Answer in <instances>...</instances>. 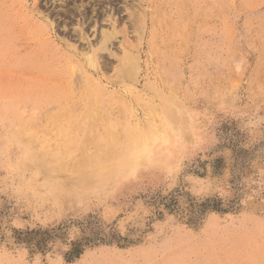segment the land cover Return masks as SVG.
I'll list each match as a JSON object with an SVG mask.
<instances>
[{
  "label": "rangeland",
  "instance_id": "1",
  "mask_svg": "<svg viewBox=\"0 0 264 264\" xmlns=\"http://www.w3.org/2000/svg\"><path fill=\"white\" fill-rule=\"evenodd\" d=\"M1 57L0 264H264V0H0Z\"/></svg>",
  "mask_w": 264,
  "mask_h": 264
},
{
  "label": "bare ground",
  "instance_id": "2",
  "mask_svg": "<svg viewBox=\"0 0 264 264\" xmlns=\"http://www.w3.org/2000/svg\"><path fill=\"white\" fill-rule=\"evenodd\" d=\"M104 36H105V39L107 40V39H109L111 37V34L110 33H106ZM104 47H106L105 44L103 46H101V49H103ZM89 57H88L89 58V63H90L91 66L94 67L95 64H96L95 63L96 62V52H93V54L91 56H89ZM0 59H2V57ZM128 59H129V55H128ZM123 73H125V72H123ZM101 90H99V91H101ZM30 95H31L30 99L27 97L26 99H28V101L25 100V103L23 102L24 104L22 106H11L9 108V109H12V112L13 113H20V111H23V112H26L27 111L26 112L27 113V115H26L27 120L24 122L23 119L21 118V121H23V127L24 128H56L57 125L55 124V121L57 119H55V118L57 116L55 114L53 115V117H50V119L47 120L44 124H42L40 127H37V125H36L37 124L36 123L37 114L39 113V111H43L44 108H46L47 106H51L52 104H57L58 106L61 105V109H60V113L58 114V118H59V116L60 117L63 116V114L66 115L65 113H68V115H70V111H72V109H70V107L69 108H66V107L65 108H62L63 107V100H62V98L60 96L57 97L54 94H50L46 99L41 100L40 97L36 94L35 91L29 93L28 96H30ZM98 101H99V103H98ZM96 102L98 104H93L92 106H90L89 104L87 105V103H84L83 106L81 107V109H83V111H84L83 112L84 115L86 117L87 116H90L91 118H93L92 120H94V117L95 116L100 115L101 114V111H102V106L99 105L100 104V100H97ZM1 110H3V108ZM9 112H10V110H9ZM9 112H8V114H9ZM29 115H31V116H29ZM12 121L14 122V120H12ZM74 123L75 122L73 121V117H70L69 119H67L65 121V123H62V126L60 124L59 127L65 128L64 126H66V128H72L73 125H74ZM89 123H91V122H89ZM38 161H40V162L42 161L41 163L44 164V165H46V166H50L52 164V162H43V161H46V160H38ZM97 163H98L97 161H92L89 164L88 159H87V160H84L82 162V164L80 163L78 166L81 167V168H83L84 170L86 169L85 166H87L88 170L90 169V170H94L96 172V171H98V164ZM39 165H41V164L39 163Z\"/></svg>",
  "mask_w": 264,
  "mask_h": 264
}]
</instances>
